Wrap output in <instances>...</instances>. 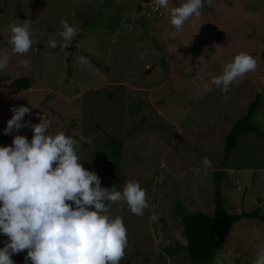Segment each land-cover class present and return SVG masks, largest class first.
<instances>
[{"label": "rangeland", "instance_id": "rangeland-1", "mask_svg": "<svg viewBox=\"0 0 264 264\" xmlns=\"http://www.w3.org/2000/svg\"><path fill=\"white\" fill-rule=\"evenodd\" d=\"M181 2L157 8L155 0H0V49L11 55L0 71V146L11 145L16 134L4 133L10 109L26 105L32 114L25 121L39 123L45 113L50 132L80 141L79 158L102 187L122 191L127 180L139 182L149 204L143 215L123 202L112 211L127 228L120 264H204L193 263L185 248L174 256L165 250L187 243L178 204L190 213H214L217 171L227 172L221 186L229 212L260 208L264 215V136L245 132L228 163L224 157L226 135L258 93L252 122L264 133V0L205 2L201 16L177 32L170 9ZM65 19L78 35L66 47H48V33L62 43ZM25 20L33 47L12 54L10 26ZM240 52L252 55L257 69L227 96L214 85L205 90ZM22 59L27 68L18 64ZM18 77H29L31 87L15 90ZM19 134L31 142L33 130ZM205 157L213 163L206 174ZM6 240L0 233V247ZM260 247L264 221L243 219L229 228L219 251L223 264H252ZM26 254L12 259L25 264Z\"/></svg>", "mask_w": 264, "mask_h": 264}, {"label": "clouds", "instance_id": "clouds-1", "mask_svg": "<svg viewBox=\"0 0 264 264\" xmlns=\"http://www.w3.org/2000/svg\"><path fill=\"white\" fill-rule=\"evenodd\" d=\"M205 2L182 0L170 9V23L177 32L185 22L199 18ZM157 8H168L169 0H155ZM62 31L48 33L47 46L66 47L78 35L67 19ZM31 21L12 24L7 40L12 54L26 55L32 49ZM171 39L176 32H170ZM11 55L0 49V71L7 68ZM80 57L79 63L86 64ZM29 60L20 66L27 68ZM258 61L247 52H240L222 66L205 90L214 85L225 96L232 84L257 69ZM4 133L15 132L11 145L0 146V233L7 237L0 247V264H15L13 254L27 250L25 264H120L128 244L127 228L122 217L111 214L113 203L123 202L135 215L142 216L149 207L146 191L135 180H127L123 190L101 186L100 177L85 168L79 158L80 141L64 132H50L51 120L45 113L39 123L25 121L31 108L22 105L10 109ZM22 128H31V142L20 135ZM81 139H85L81 137ZM90 143V141H87ZM202 171L213 167L205 157ZM155 219V216H153ZM252 264H264V247L254 254Z\"/></svg>", "mask_w": 264, "mask_h": 264}, {"label": "trees", "instance_id": "trees-1", "mask_svg": "<svg viewBox=\"0 0 264 264\" xmlns=\"http://www.w3.org/2000/svg\"><path fill=\"white\" fill-rule=\"evenodd\" d=\"M141 22L144 24V21ZM12 84L14 89L19 91L30 88L32 81L29 77H18L12 81ZM261 99L262 95L258 93L250 103L247 112L235 122L226 135L224 146L226 163L229 162L245 132H253L259 136H264L263 131L252 122L253 115L261 106ZM226 176V170H220L215 173L216 190L213 214L203 210L190 213L182 204H178L179 211L183 214L187 243L183 245L177 242L174 246H168L165 250L167 255L174 256L185 248L193 263L209 264L216 257L220 242L226 238L228 230L233 224L243 219L264 221V215L261 213L260 208L253 210L243 208L239 213H231L226 209L221 186Z\"/></svg>", "mask_w": 264, "mask_h": 264}, {"label": "water", "instance_id": "water-1", "mask_svg": "<svg viewBox=\"0 0 264 264\" xmlns=\"http://www.w3.org/2000/svg\"><path fill=\"white\" fill-rule=\"evenodd\" d=\"M104 2H105V0H104ZM113 186L116 188L115 185H113ZM113 207H114V203L112 204L111 209H110L111 214H112V211H113ZM220 247H221V242H220ZM214 259L216 260V264H223L222 259H221V252L219 251V249H218L216 257Z\"/></svg>", "mask_w": 264, "mask_h": 264}]
</instances>
